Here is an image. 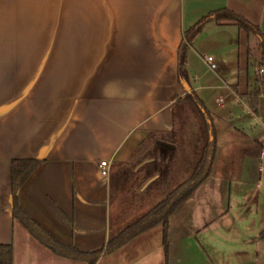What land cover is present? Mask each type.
I'll return each instance as SVG.
<instances>
[{
    "label": "crops",
    "instance_id": "obj_1",
    "mask_svg": "<svg viewBox=\"0 0 264 264\" xmlns=\"http://www.w3.org/2000/svg\"><path fill=\"white\" fill-rule=\"evenodd\" d=\"M220 7L243 14L264 33V0H0V243L12 244L13 264L88 262L53 252L13 217L12 158L42 160L18 190L21 206L57 239L93 250L106 243L113 210L110 177L101 173L100 161L110 167L127 159L148 130L170 129L173 103L186 92L202 99L215 129L203 181L243 179L215 172L229 163L226 153L237 168L264 157L260 38L212 19L190 43L184 37ZM249 33L259 47L255 80L243 65L253 55L245 43ZM204 39L219 59L233 56L236 73L224 63L221 70L209 66ZM194 54L216 80L200 81L191 67ZM214 89H225L230 102L215 100ZM196 191L170 217L168 259L157 224L95 264H187L197 256L195 238L215 218L198 210ZM202 263L212 264L207 258Z\"/></svg>",
    "mask_w": 264,
    "mask_h": 264
},
{
    "label": "trees",
    "instance_id": "obj_2",
    "mask_svg": "<svg viewBox=\"0 0 264 264\" xmlns=\"http://www.w3.org/2000/svg\"><path fill=\"white\" fill-rule=\"evenodd\" d=\"M210 19L216 22H233L246 31L253 32L260 38L259 46L264 54V33L259 25L228 7L213 9L201 16L185 30V40L190 43ZM181 66L182 63H179V68ZM182 112L195 123V129L186 132L185 135H182V132L186 118ZM184 136L190 138L188 141L190 149L187 150L189 154L185 161L187 174L177 180L175 155ZM215 146L216 136L211 113L197 93L190 90L173 103V125L170 129L148 130L127 159L111 163L110 200L112 203H117V207L110 214L109 235L103 246L93 250H82L71 243H65L53 236L21 206L18 190L40 165L42 160L36 157L11 159L10 187L13 217L53 252L85 260L88 264H95L102 254L117 249L142 231L161 224L162 242L168 259L170 217L210 173ZM150 157L153 159L135 168L141 160ZM156 173L158 176L141 189L144 182ZM151 197L154 201L148 203ZM143 205L145 207L141 210ZM259 234L264 237V227ZM0 264H13L11 243H0Z\"/></svg>",
    "mask_w": 264,
    "mask_h": 264
},
{
    "label": "rangeland",
    "instance_id": "obj_3",
    "mask_svg": "<svg viewBox=\"0 0 264 264\" xmlns=\"http://www.w3.org/2000/svg\"><path fill=\"white\" fill-rule=\"evenodd\" d=\"M251 49L253 55L243 58L244 67L249 66L250 77L255 80L258 78V63L264 66V58L258 62L259 47L257 37L249 33V39L245 42ZM204 54H212L216 62V70H221L222 64H226L229 69L237 72L236 60L233 56H223V60L215 56L210 48L208 40H202ZM203 53V52H202ZM250 59V63L246 60ZM193 71L200 75V81H213L214 72L208 69L207 64L202 57L193 55L191 59ZM234 71H232L233 73ZM189 79L191 81V72ZM264 75V74H263ZM234 76H229L232 81ZM213 98L218 100L222 98V103L228 104L231 97L225 89L212 90ZM186 118L183 122V132H190L195 129L194 120H189V116L182 112ZM253 123V122H251ZM180 147L178 146L175 155L176 178L182 179L187 174L185 165L186 158L190 149L188 137L182 138ZM229 156V158H228ZM229 159V163L220 164L216 169L220 174L236 177L241 174L243 179L238 181L232 179L222 181L208 179L203 181L196 191L195 205L198 210L204 211L205 217L213 215L215 218L206 228L195 238L197 246L195 247L197 256L191 255L187 264H203L206 258L214 264H264V237L259 232L264 227V169H259V164H264V157L255 156L250 162L246 163L244 168H237L233 161V154L226 153L224 159ZM234 162V163H233ZM151 197L148 203H152ZM147 203V204H148ZM116 209L117 203L112 204ZM145 205L140 209H144ZM198 212V211H197ZM200 213V212H199ZM220 213V215H219ZM133 214V213H132ZM202 259V260H201Z\"/></svg>",
    "mask_w": 264,
    "mask_h": 264
},
{
    "label": "built area",
    "instance_id": "obj_4",
    "mask_svg": "<svg viewBox=\"0 0 264 264\" xmlns=\"http://www.w3.org/2000/svg\"><path fill=\"white\" fill-rule=\"evenodd\" d=\"M204 60L209 64V66L211 68L216 67V62L214 61V57H213L212 54H206V55H204ZM263 70H264L263 67L259 68V71L260 72H262ZM99 165L101 166V173L103 175H108L109 174V163H108V161L105 160V159H102L100 161V164Z\"/></svg>",
    "mask_w": 264,
    "mask_h": 264
},
{
    "label": "water",
    "instance_id": "obj_5",
    "mask_svg": "<svg viewBox=\"0 0 264 264\" xmlns=\"http://www.w3.org/2000/svg\"><path fill=\"white\" fill-rule=\"evenodd\" d=\"M151 159H153V157H150V158H145V159H143V160H141L137 165H136V167L135 168H137V167H139L141 164H143L144 162H146V161H148V160H151ZM158 176V173H156V174H154L153 176H151L150 178H148L145 182H144V184L141 186V189L142 188H144L151 180H153L155 177H157Z\"/></svg>",
    "mask_w": 264,
    "mask_h": 264
}]
</instances>
